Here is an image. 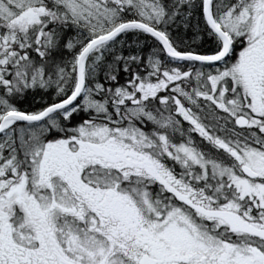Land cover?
Wrapping results in <instances>:
<instances>
[{
  "label": "snow or ice",
  "instance_id": "snow-or-ice-1",
  "mask_svg": "<svg viewBox=\"0 0 264 264\" xmlns=\"http://www.w3.org/2000/svg\"><path fill=\"white\" fill-rule=\"evenodd\" d=\"M0 264H264V0H0Z\"/></svg>",
  "mask_w": 264,
  "mask_h": 264
}]
</instances>
